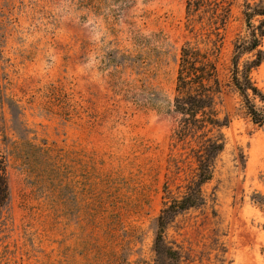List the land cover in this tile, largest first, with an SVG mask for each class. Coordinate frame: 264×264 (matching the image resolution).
<instances>
[{"label": "rangeland", "instance_id": "1", "mask_svg": "<svg viewBox=\"0 0 264 264\" xmlns=\"http://www.w3.org/2000/svg\"><path fill=\"white\" fill-rule=\"evenodd\" d=\"M186 2L0 0L10 190L0 264H164L154 242L165 186L181 196L196 167L174 136L181 49L192 40ZM257 8L264 0L232 5L218 64L227 146L207 204L164 234L175 264H264V126L230 87L235 44L250 36L244 12ZM251 79L264 92V62Z\"/></svg>", "mask_w": 264, "mask_h": 264}, {"label": "trees", "instance_id": "2", "mask_svg": "<svg viewBox=\"0 0 264 264\" xmlns=\"http://www.w3.org/2000/svg\"><path fill=\"white\" fill-rule=\"evenodd\" d=\"M235 0H187L186 30L192 36L181 49L177 76L174 111L178 116L175 140L190 150L195 163L194 177L184 186L179 197H173L165 186L163 208L157 220V234L154 251L164 264L179 262L180 254L166 241L165 232L180 215L207 204L204 187L214 177L219 156L225 151L227 138L224 130L231 124L230 117L221 116V96L224 85L220 80L219 56L224 36L232 15ZM249 26V39L237 42L232 60V87L241 97L252 122L264 126V92L251 79V72L264 62L261 49L264 38V22L257 28L251 21L264 17V8H257L251 14L244 12ZM245 54L254 59L240 68ZM255 101L262 105L260 108ZM10 190L6 175V159L0 152V216L7 206ZM264 205V198H260Z\"/></svg>", "mask_w": 264, "mask_h": 264}]
</instances>
